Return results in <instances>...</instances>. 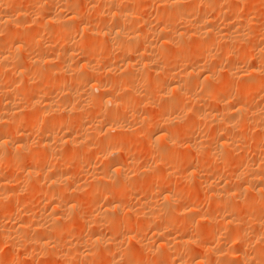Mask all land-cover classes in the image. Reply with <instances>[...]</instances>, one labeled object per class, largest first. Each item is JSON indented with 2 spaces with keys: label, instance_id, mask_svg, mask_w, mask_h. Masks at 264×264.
<instances>
[{
  "label": "bare ground",
  "instance_id": "obj_1",
  "mask_svg": "<svg viewBox=\"0 0 264 264\" xmlns=\"http://www.w3.org/2000/svg\"><path fill=\"white\" fill-rule=\"evenodd\" d=\"M10 200L0 264H264V0H0Z\"/></svg>",
  "mask_w": 264,
  "mask_h": 264
},
{
  "label": "rangeland",
  "instance_id": "obj_2",
  "mask_svg": "<svg viewBox=\"0 0 264 264\" xmlns=\"http://www.w3.org/2000/svg\"><path fill=\"white\" fill-rule=\"evenodd\" d=\"M254 16L258 17V13H257V12H254ZM39 193H40V192H36V193H35V192H32V193H30L28 196H29V197H33V198H32V200H30V198L28 197V202H26L25 205H26V206H31L30 203H31L32 201L34 202L35 200H38V201H35V202H34L35 204L32 203V206H34V208L37 207V205H38L39 202H40V201H39L40 199H38L37 197L40 198V196H41V193H40V196H38ZM34 194H35V195L37 194V196H35V198H34ZM33 199H35V200H33ZM29 201H30V202H29ZM10 202L13 203V201L10 200L9 202H7L8 205H9V207L6 206L7 204L4 206L5 208H4V207H0V209H1V210H0V216H1V217H3L1 214H3V215L5 216L6 213L8 214V212H10L11 209L15 208V207L12 208V206H14L15 204H11V205H12V206H11V205L9 204ZM14 202L16 203V201H14ZM40 203H41V202H40ZM201 203H203V200H202ZM16 204H17V203H16ZM10 207H11V209H9ZM41 207H42V206H41ZM7 209H8V210H7ZM4 210H5V212H4ZM6 210H7V211H6ZM77 228H78L79 230H78ZM77 228L74 229V232H72L74 235L72 234L71 237L74 236V238H75V236L77 237V235H78L79 233H82V232L80 231V230H82V228H81V227H77ZM83 229H84V228H83ZM82 231H83V230H82ZM77 232H78V233H77ZM83 232H84V231H83ZM69 236H70V235H69ZM78 236H79V235H78ZM1 249H2V248H1ZM1 249H0V252H2ZM38 257H42V256L40 255V256H38ZM38 257H36V259H38V261L35 260V262L37 261V262H39L40 264H42V262L44 263V261H45V262H49V261L46 260L44 257H43V258H38ZM40 259H41V260H40ZM39 260H40L41 262H40ZM39 263H38V264H39ZM35 264H36V263H35ZM46 264H48V263H46ZM49 264H51V263H49Z\"/></svg>",
  "mask_w": 264,
  "mask_h": 264
}]
</instances>
